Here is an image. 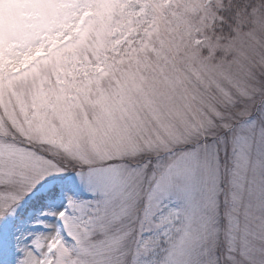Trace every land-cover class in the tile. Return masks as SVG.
I'll return each mask as SVG.
<instances>
[{
    "label": "snow or ice",
    "instance_id": "snow-or-ice-1",
    "mask_svg": "<svg viewBox=\"0 0 264 264\" xmlns=\"http://www.w3.org/2000/svg\"><path fill=\"white\" fill-rule=\"evenodd\" d=\"M0 264H264V0H0Z\"/></svg>",
    "mask_w": 264,
    "mask_h": 264
}]
</instances>
